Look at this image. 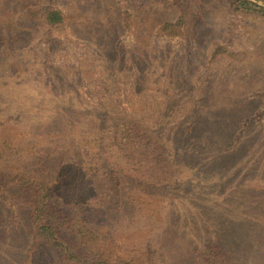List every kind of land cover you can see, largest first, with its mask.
Wrapping results in <instances>:
<instances>
[{
  "label": "rangeland",
  "instance_id": "374dc122",
  "mask_svg": "<svg viewBox=\"0 0 264 264\" xmlns=\"http://www.w3.org/2000/svg\"><path fill=\"white\" fill-rule=\"evenodd\" d=\"M246 1L254 6L244 8L236 0H0V138L27 139L32 125L60 106L58 100L66 102L70 96L66 104L78 101L84 108L133 105L156 124L174 120L179 132L187 131L205 121L191 114L190 105L212 95L225 105L212 111L213 121L230 128L229 151L217 158L225 168H213L215 185L222 199L239 209L244 190L264 194L252 190L253 185L264 187V0ZM49 4L63 15L58 25L44 21ZM93 42H111L115 66H106L107 59ZM136 42H149L147 62L136 69L128 62L119 65L118 59ZM177 90L185 92L182 101L177 100ZM202 164L191 173L198 176L204 167L203 176L207 175ZM174 196L180 200L178 206L186 205L185 198H200L180 191ZM157 200L145 202L140 211H152L157 222L169 209L181 242L199 237L198 221L187 205L180 209L174 201L172 205ZM208 201L205 206L216 207ZM126 209L132 211L133 206ZM220 210L226 212H213L218 229L214 233L224 240L245 241L249 223L231 219L230 208ZM104 216V232L124 247H131L133 235H146L116 227L115 223H130L132 215L105 211ZM139 221L150 224L148 218ZM3 225L0 256L6 258L0 264H29L31 232L10 217ZM114 230L123 236L116 238ZM155 234L159 237L160 231ZM165 239L166 251L154 254V261L162 257L161 264H197L190 253L172 251L170 236ZM50 254L34 253L32 264H67Z\"/></svg>",
  "mask_w": 264,
  "mask_h": 264
},
{
  "label": "trees",
  "instance_id": "16d2710c",
  "mask_svg": "<svg viewBox=\"0 0 264 264\" xmlns=\"http://www.w3.org/2000/svg\"><path fill=\"white\" fill-rule=\"evenodd\" d=\"M236 2L248 9L254 6L246 0ZM43 13L50 26L63 21L52 4ZM93 43L107 59L106 66H115L111 42ZM149 48V42H136L127 56L118 59L119 65L128 62L136 69L147 62ZM175 93L177 100L185 98L183 90ZM71 100V96L66 102L58 100L60 106L40 117L27 139L13 135L0 138V241L3 224L10 217L31 232L29 264L34 253L52 256L50 252L67 264H161L162 257L156 262L153 255L164 254L166 236L175 243L173 252L190 253L197 264H264V194L244 190L239 209L233 210L237 205L226 203L215 185L218 180L213 168H225L217 158L226 156L230 142L229 125L213 121L212 111L225 108L222 100L212 95L196 99L190 105L191 114L205 121L188 127V132H179L174 120L156 124L133 105L128 109L84 108L78 101L66 104ZM202 162L207 175L203 176L204 167H200V175H193ZM186 187L191 191H184ZM252 190L264 191V187L253 185ZM179 191L197 200L200 196L198 202L185 198L199 232L198 238H188L186 244L170 221L169 209L157 222L152 211H140L145 202L155 204L156 199L185 207L174 199ZM217 196L219 206L214 203ZM208 199L215 208L205 206ZM221 206L231 209V219L249 223L245 241L224 240L220 233H214L218 229L213 226V212H226ZM105 211L132 215L130 223H115L116 227L146 235H133L131 247H124L104 232ZM139 218H148L150 224L141 223ZM120 224L128 225L122 228ZM155 230L160 231L159 237ZM118 231L113 234L121 238Z\"/></svg>",
  "mask_w": 264,
  "mask_h": 264
}]
</instances>
